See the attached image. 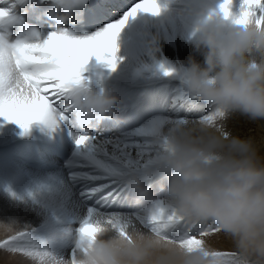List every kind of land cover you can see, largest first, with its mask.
Listing matches in <instances>:
<instances>
[{
  "label": "clouds",
  "instance_id": "9594fccd",
  "mask_svg": "<svg viewBox=\"0 0 264 264\" xmlns=\"http://www.w3.org/2000/svg\"><path fill=\"white\" fill-rule=\"evenodd\" d=\"M28 2L5 0L3 7L9 14L0 10V67L4 57L27 42L35 29L32 26L24 38H13V27L24 23L18 9ZM36 3L43 18L62 32L72 29L87 0ZM158 3L159 14H145L174 16L185 24L203 60L189 56L179 67L161 63L160 38L152 34L134 74L138 78L154 71L164 75L163 64L171 69L165 77L179 80L183 97L207 105L212 118L196 123L182 118L161 125L154 136L158 149L152 163L123 178L130 204L142 205L145 218L158 216L153 221L156 227L138 226L131 218L120 227L93 220L83 231H71L75 255L62 264H225L207 242V236L221 233L231 240L237 256L227 264H264V157L251 139L233 136L226 127L234 113L264 121V0H239L236 10L231 0L227 12L222 7L226 0L216 6L200 5L197 0ZM138 16L130 18L125 28ZM68 101L70 116L87 131L119 118L120 98L106 86L94 87L88 77L68 91ZM158 178L162 197L153 193ZM181 225L193 231L207 226L206 236L177 238L174 231ZM10 228V221H0V230Z\"/></svg>",
  "mask_w": 264,
  "mask_h": 264
},
{
  "label": "snow or ice",
  "instance_id": "6c2138e0",
  "mask_svg": "<svg viewBox=\"0 0 264 264\" xmlns=\"http://www.w3.org/2000/svg\"><path fill=\"white\" fill-rule=\"evenodd\" d=\"M4 2L5 0H0V5ZM111 2L112 0H87L86 7L75 15L71 30L61 32L52 27L46 38H42L37 29H32L27 42L18 45L11 55L5 56L3 66L0 67V122L17 124L24 135L31 132L34 124H39L49 132L67 126L71 130L75 151L71 160L66 162V167L92 169L91 172H70V180L104 181L79 193L81 203L74 209L75 218L64 231L68 241L72 230L80 228L83 231L84 227L96 219H103L114 227H120L126 218H131L141 227H156L153 221H158V216L145 218L146 209L143 206H133L127 200L123 178L152 163L158 149L154 136L161 125L182 118L188 120L183 116L169 119L167 115H157L117 136L106 137L96 129L87 131L70 116L68 91L85 79L90 58L95 57L97 64L114 72L123 59L119 55V40L129 19L140 13L157 15L160 12L158 0H137L131 7L124 4L123 0L121 7H110ZM229 3L231 0H226L222 5L226 12ZM0 10L5 15L9 14V9L3 6H0ZM116 15H119L118 19L115 18ZM24 37L25 35L22 36ZM161 67L164 69V76H167L171 69L165 68L163 64ZM173 106L182 108L183 104L176 97L173 99ZM206 118H212L211 112L195 119L200 121ZM261 151V156L264 157V144ZM109 188L112 191L105 192ZM100 192L105 194L94 205H88L87 202ZM122 194L125 195V201L120 209H114L112 203H101L108 201L109 197L115 202ZM81 207L86 210L83 215H80ZM10 222L8 233L12 234L0 242V249L23 254L40 264H62L64 260L74 257L75 249L70 242V257L58 256L34 240L30 226L25 230H17L18 222ZM73 224L77 226L72 227ZM206 228L207 226H202L193 231L189 226L181 225L174 231V235L180 239L185 234L189 239L198 238L206 236ZM207 242L212 247L225 243L232 245V250L218 251L228 261L237 259L231 240L224 234L207 236Z\"/></svg>",
  "mask_w": 264,
  "mask_h": 264
},
{
  "label": "bare ground",
  "instance_id": "6f19581e",
  "mask_svg": "<svg viewBox=\"0 0 264 264\" xmlns=\"http://www.w3.org/2000/svg\"><path fill=\"white\" fill-rule=\"evenodd\" d=\"M221 2L222 0H197V3L200 5L211 4L216 6ZM123 3L127 6L128 4L130 6L133 5L132 0H123ZM238 4L239 0H234V10L238 8ZM121 6L122 0H112L110 4V7ZM33 8H37L42 17V28H37V30L40 32H43L45 29L51 30L53 26L50 21L43 18L42 9L37 5L36 0H29L28 3L21 5L19 10H33ZM115 18L118 19L119 15H116ZM155 21L157 24H155ZM133 22L137 25H134ZM152 34L158 35L160 38L161 63L179 67L181 64L187 63L189 56H194L198 61L203 60V57L195 51L191 43L189 29L185 24H181L174 16L156 18L150 14L141 13L136 19L131 20L120 36L119 55L123 59L118 69L113 72L106 66L97 64L95 57H93L88 65L89 70L85 73V76L91 79L94 87L106 86L114 95L120 98L117 106L119 118L116 121L106 120L96 129L106 137L117 136L121 132L137 127L145 120L157 115H167L169 119H178L183 116L187 117L190 122L196 123L199 121L195 120L197 117L195 114L202 112L199 115H203L204 113L210 114L211 112L207 105L189 102L183 97L178 79L167 78L162 72L158 71H154L147 78H138L135 76L134 69L140 60L144 58L147 48L146 42ZM46 35L47 33L41 37L46 38ZM176 97L179 99V103L183 104L182 108L173 106V99ZM162 104L167 108L166 111L161 106ZM232 116L228 120H233L234 123L226 121L227 130L233 136H238L241 139H250L247 132L242 128L244 125L242 123L245 121L241 118L243 115L234 113ZM70 132L71 130L67 126L61 127L55 132H49L43 130L39 124H34L29 133V137L39 138L42 141L52 144L54 147L56 146L59 149V157L61 158L65 155V158H67L75 146ZM109 151H111V148H109ZM133 155H135V151H133ZM75 183L77 185L79 184L78 187H85L83 180H77ZM160 183L161 180L159 178L153 182V193L157 197L164 195V192L160 188ZM121 196V200H123L125 195L122 194ZM126 196L129 201L128 194ZM120 197L117 201L120 200ZM99 198L100 194L97 193L92 199H95L96 203ZM101 203H112L115 209H117L116 201L113 202L108 199V201H101ZM122 204L123 202L121 201ZM120 207L118 208L120 209ZM226 245L227 243L211 247L215 250H221ZM229 247L230 249L228 250H232V245L229 244ZM224 260L225 264H227V258H224Z\"/></svg>",
  "mask_w": 264,
  "mask_h": 264
},
{
  "label": "rangeland",
  "instance_id": "374dc122",
  "mask_svg": "<svg viewBox=\"0 0 264 264\" xmlns=\"http://www.w3.org/2000/svg\"><path fill=\"white\" fill-rule=\"evenodd\" d=\"M231 117L233 116L229 118ZM241 118L245 120L242 128L262 155L264 121H253L244 115ZM227 121L234 123L233 120ZM58 151L56 146L42 139L24 135L15 123L0 122V221H17V230H25L30 226L33 229V238L39 245L58 256L68 258L72 249L64 231L75 218L74 209L81 203L79 193L104 181L83 180L85 187H78L79 184L71 181L62 167L63 161L61 162ZM70 168L72 172L78 173L92 171L91 168ZM109 191L112 189H105V192ZM105 192L98 194L101 197ZM121 198L122 196L116 201L117 209L123 207L121 201L124 202L125 198ZM109 200L112 201V197H109ZM92 201L95 202V199L87 202L88 205H93ZM113 208L115 209V206ZM85 211L81 207L80 215L85 214ZM10 234L12 233L0 230V242ZM228 249L229 244L221 251ZM34 263L40 264L39 261H32L31 257L0 249V264Z\"/></svg>",
  "mask_w": 264,
  "mask_h": 264
}]
</instances>
